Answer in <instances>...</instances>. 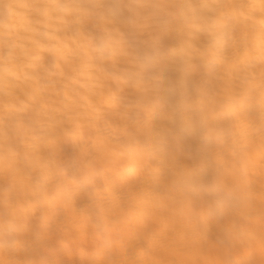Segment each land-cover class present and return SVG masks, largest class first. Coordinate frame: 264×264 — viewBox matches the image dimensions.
Listing matches in <instances>:
<instances>
[{"label": "clouds", "instance_id": "9594fccd", "mask_svg": "<svg viewBox=\"0 0 264 264\" xmlns=\"http://www.w3.org/2000/svg\"><path fill=\"white\" fill-rule=\"evenodd\" d=\"M125 25L147 35L134 51ZM172 128L206 159L166 164ZM75 244L80 264H264V0H0V264Z\"/></svg>", "mask_w": 264, "mask_h": 264}, {"label": "bare ground", "instance_id": "6f19581e", "mask_svg": "<svg viewBox=\"0 0 264 264\" xmlns=\"http://www.w3.org/2000/svg\"><path fill=\"white\" fill-rule=\"evenodd\" d=\"M122 31L124 32L126 38L131 45V50H136L143 40L147 39L146 34H142L137 29L131 25L122 26ZM191 76L193 78L199 77L202 74V67L200 61L194 60L193 67L190 70ZM179 74L173 72H165L161 74V83H167L169 80L177 79ZM119 95H125V93H119ZM106 116L109 119H113L118 123L120 121L118 117L113 116L110 112L106 111ZM160 117L155 118V123H162ZM58 154L61 157L66 156L70 152V145L65 141H61L57 148ZM207 157V151L204 145L197 139L185 135L179 128H172L168 134V144L166 151L164 153V160L166 164L178 166V165H192L195 163L203 162ZM162 173L164 175L168 174L169 169L167 167L161 166ZM250 179H255L254 177H249ZM114 190H121V183L118 179H113ZM51 215V211L48 209H37L32 215L28 222L25 231L21 234L20 240L24 246H31L35 242L36 235L41 231V218ZM167 218V217H166ZM170 219V218H169ZM211 230L216 235L222 234V229L226 221L222 218L212 217L209 220ZM161 225L154 224L150 229L137 227L133 230L128 238L130 240H139L142 243L146 238L151 236H158L160 232ZM171 237L165 234L161 239L154 242V248L158 253L165 254L168 256L179 257L181 255V250L179 248L169 247ZM82 247L80 244H75L71 246L70 254H65L63 251H58V258L60 264H80V254L79 249Z\"/></svg>", "mask_w": 264, "mask_h": 264}]
</instances>
